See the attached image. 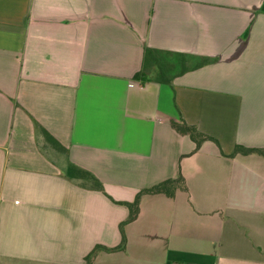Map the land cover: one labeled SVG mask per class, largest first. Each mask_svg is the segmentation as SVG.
I'll list each match as a JSON object with an SVG mask.
<instances>
[{
  "label": "crops",
  "instance_id": "obj_1",
  "mask_svg": "<svg viewBox=\"0 0 264 264\" xmlns=\"http://www.w3.org/2000/svg\"><path fill=\"white\" fill-rule=\"evenodd\" d=\"M145 47L215 60L140 84ZM237 145L264 148V0H0V264H84L121 232L90 264H264V158ZM179 176L134 220L114 203Z\"/></svg>",
  "mask_w": 264,
  "mask_h": 264
},
{
  "label": "trees",
  "instance_id": "obj_2",
  "mask_svg": "<svg viewBox=\"0 0 264 264\" xmlns=\"http://www.w3.org/2000/svg\"><path fill=\"white\" fill-rule=\"evenodd\" d=\"M213 58L199 57L194 55H188L184 53H177L171 51H162L151 48H144L142 67L138 73L134 75V79L139 80L140 84L145 82H154L158 84L169 85L172 81L187 72L201 68L207 64L214 62ZM172 128L176 133L187 136L195 145L194 151H197L203 142L212 141L217 143L210 136L200 132L195 126L187 124L185 121L180 119L178 122L171 124ZM38 131L41 133L44 140L52 146L55 150L63 152L64 148L44 129L38 127ZM240 155H258L264 158V148H247L237 145L232 154L235 156ZM86 182L89 187L104 192L101 182L91 174H87ZM186 190L185 182L182 177L176 179H168L162 181L152 187L142 189L138 191L134 200L131 203L127 202H112L123 205L128 210V217L126 222L134 220L138 215L139 202L144 195H156L163 194L169 198L174 197L175 192L178 190ZM125 244V237L121 232V242L116 248H104L102 246H95L93 250L84 258V264H90L92 257L99 249H106L113 251L119 248H123Z\"/></svg>",
  "mask_w": 264,
  "mask_h": 264
}]
</instances>
